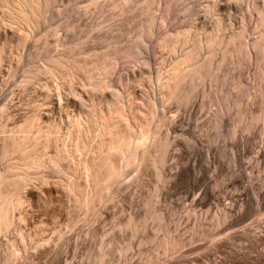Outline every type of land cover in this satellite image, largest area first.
Returning <instances> with one entry per match:
<instances>
[{
    "label": "rangeland",
    "instance_id": "1",
    "mask_svg": "<svg viewBox=\"0 0 264 264\" xmlns=\"http://www.w3.org/2000/svg\"><path fill=\"white\" fill-rule=\"evenodd\" d=\"M94 1L100 0H55L50 6L47 5L48 13L46 8L38 26L26 28L30 33L26 42L22 40V36L20 37V30L25 27L19 22H11L6 12L2 13L5 9L0 6L3 9L2 11L0 9V50L2 49L0 51L2 54L0 58V203L4 195L13 193L15 190L12 182L7 180L4 174L10 160L18 159V155L9 158L4 156L3 141L28 117L34 115L38 117V120L40 119V125L37 123L40 128L37 127V129L44 131L43 133H46L50 125H58L59 132L55 134L59 135L56 137L59 139L58 144L65 143L67 146L65 144L63 146L72 151L73 147L70 143L62 140L66 136L65 133L72 119L81 114L80 110L89 109L93 96L95 100L99 101L98 98H100L105 103L108 95L111 97L112 93L115 96L118 93L119 98L116 97L124 105L122 111L125 117L128 116V119H131L130 112L135 114L128 100L125 102L126 94L119 93L124 87L123 89L119 87L117 91L108 86L107 79L111 75L103 78L106 83H101L102 87H99L97 78L90 80L93 86H89L86 85L87 81L84 82L85 79L78 76L69 75L65 77L66 79L64 77L52 79L45 74L37 75V69L45 65L44 62L47 60L45 53L54 55L65 51L66 46L62 45L64 41L71 43V39L77 38L76 44L71 43V46L78 45L77 48L82 50L85 43H91L87 47L89 50L91 47L102 50L104 44L108 42L113 43L110 49L119 48L115 39L103 41L99 45L95 35L100 38L99 41L104 37L118 36L119 41L126 47L133 44L140 21L144 22L148 18L146 13L141 12V5L137 7L133 5V11H131V5H126L127 11L122 12L112 6L110 0H107L105 9L99 11L92 5ZM173 1L177 3L179 0ZM205 1H187L189 13L178 4H173L169 27L176 30L184 26L188 28L195 23L200 24L198 17L202 16L204 19L206 17L202 15H205V9L201 7L206 4ZM217 1L226 2V0ZM156 4L159 7V1ZM234 4H231L234 8H228L229 11L224 8H219L217 11H227L225 15L221 13V17H229L225 21L239 25L241 17L239 12L235 11ZM249 7L253 9L251 5ZM154 14L157 16L155 30L158 32L166 29L165 25L161 24L159 13ZM253 14L256 17L254 9ZM207 19L209 20L208 17ZM221 28H225L224 25ZM222 29L220 33L224 34L225 32L222 31L225 29ZM145 37V43L154 41L147 53H150L156 61L152 63L148 71L153 79V87L159 93L160 84L156 82L159 70L172 64L188 45H179L175 52L162 50L159 47L157 33ZM223 67L229 69L227 64ZM141 68L143 67L135 69V75L127 71L125 81H127V75L132 81L129 83L134 85L139 80L147 79L141 75ZM149 73L145 71V75ZM257 73L255 77L254 71L250 73L246 77L247 81L243 79V73H241L242 76L239 75L241 81L239 77L229 79L227 75H221L223 81H219L217 87H210L209 83L203 87L201 81L198 86L196 81L195 84L198 87L194 88V98L188 104L179 106L171 102L165 105V115L174 117L175 121L171 131L168 127L162 128V135L164 136L165 132L174 139L176 135L174 130L183 129L186 134L178 138L182 145L176 146L173 151L170 147L166 160L169 161L165 169L167 189L161 193L156 203L165 217L159 223L161 230L157 231L155 241H153L155 237L153 229L157 225L152 218L153 211L149 219L147 215L149 209L144 207L153 193V186L157 183L155 179L157 172L151 169L152 165L127 167L129 172L123 179L124 184L115 191L112 201L100 207L96 205L99 207L96 215L93 213L97 209L92 211L84 206L81 207L75 193L70 192L58 174L50 169L48 171L47 168L43 169L41 176L38 175L39 178L36 175L28 184L15 190L18 202L11 211L12 224L0 233V264H9L10 254L14 255L12 264H93L96 256L99 257V252L107 253V257L113 259V263H117L115 260L121 258V264H123V256L120 255L119 250L124 245L132 249L125 254L129 258L128 263L125 261L127 264H264V195L260 199L255 195L263 191L264 165L261 171L253 165L257 148L260 142L264 141L257 133L251 134L253 127L250 130L245 129V119L241 120L237 101H235V111L225 109V105H233L231 95L237 91L236 82L242 85L247 82L253 83V89L258 88L260 84L264 85L262 81L259 83ZM115 83H123V81L115 79ZM145 83L147 85L146 81ZM245 89H249V85H245ZM245 101L241 107H245ZM213 111L215 115L222 112L223 115H220L219 119L223 127L227 129L228 135H223L215 127ZM260 111L262 113L263 106L260 99H257V107L251 109V114L250 111L248 113L253 117L255 114L260 115ZM262 120L264 119L255 123L264 131ZM233 121H237V125H233ZM234 129L236 132L231 136V131ZM46 150L49 155H54L56 149L51 145ZM80 158L81 154L75 153L73 162L79 164ZM158 166L161 167V165ZM137 167H141L143 171L139 176L136 171H133ZM159 167L157 168L160 170L159 173L165 175ZM76 175L72 177V180L76 179L78 182L81 180L80 175ZM188 203L198 215L197 220L186 216L184 207ZM223 206L231 207V215L225 220L221 219L219 223L213 219L212 215ZM129 215H135V219H139L137 227H141L145 235L131 239V231H119L118 226L125 227ZM165 230L171 231L172 239L180 242V248L170 250L168 253L164 251L161 244ZM141 237L145 239L143 246L139 245ZM145 243L149 244L145 245ZM105 261L109 263V259Z\"/></svg>",
    "mask_w": 264,
    "mask_h": 264
},
{
    "label": "bare ground",
    "instance_id": "2",
    "mask_svg": "<svg viewBox=\"0 0 264 264\" xmlns=\"http://www.w3.org/2000/svg\"><path fill=\"white\" fill-rule=\"evenodd\" d=\"M54 1L55 0H2L0 6L5 10L1 9V7L0 9L1 11L3 10L2 13H4V11L6 12L11 22H19V24L25 27V29L23 28L20 30V37L22 36V40L26 42L30 37V33H28L29 30H26V28L28 27L30 29L38 26L41 18L46 12V8L48 13L49 6ZM110 1L113 4L112 6L122 12H125V10L127 11V8H125L126 5H131V11H133V5H135V7L141 5V12L147 14V20L144 22L140 21L137 27L138 32L136 38L135 35L133 37V39L135 38L133 44L126 47L119 41L118 36L104 37L99 41L100 38L95 35L99 45H101L103 41L115 39V41H117V47L119 48L114 50L110 49L113 43L111 44L108 42L104 44L102 50H97V48L94 47H91L89 50L87 47H89L91 43H85L82 50L77 48L78 45L71 46V43L74 44L77 38L71 39V43L64 41L62 45L66 46V50L54 55L45 53V59H47L46 62H44L45 65L43 64L39 67L36 72L37 75L45 74L52 79L58 77L65 78L67 76L69 77V75L73 77L78 76L79 78L82 77L83 80L85 79L84 82L87 81L86 85L89 86H93L90 80L97 78V80H99L97 81L99 82V84L97 83L99 87H102L101 83H106L103 78L111 75V77L107 79V81H109L108 86L111 87V89H117V91H119V87H121V89L124 87L123 91H119V93H121V95H123V93L126 94L127 99L125 102L128 100V104L131 105L132 111H135V114L134 112H130V114L132 113V116L130 115L132 117L131 119H128V116L125 117L124 111H122L124 105L118 100V93L115 91L118 98L112 93L113 95L111 94V97L108 95V98L105 99V103L100 98H98L99 101L95 100L96 98L93 96L89 109L80 110L81 114L72 119L68 131L65 133L66 136L63 135L65 138L62 141H68L73 147L72 151L63 146L65 143L62 145L58 144L59 139L56 137L59 135H55L59 132L58 125H50V128L47 129L48 133L46 131V134L43 133L44 131L42 132L40 129H37V127L40 128V126H37V123L40 125V119L38 120V117L34 115L33 117L30 116L21 126H16L17 128H14L12 133L4 138V156L9 158L10 156L18 155V159L15 161L9 159L10 163L7 165V170L5 168L6 172L4 177L12 182L15 190H18L25 184H28L34 176L37 175L39 178L42 171H44L43 169L46 170L48 168V171L50 169L52 172L58 174L60 180L62 179L66 183L70 192L72 191L75 193L77 202H79L78 204H80L81 207L84 206L92 211L97 209V211L93 213V215H96L99 207L106 204L108 201H112L115 191L124 184L123 179L129 172V169H126L127 167L131 165H152L153 167H151V169L157 172L155 173L157 183L153 186V193H151V197H149L144 207L149 209V213H147L149 219H151V211H153L152 218L155 219V225H157V227L153 229V233H155L153 241H155V239H157V231L161 230L159 223H161V219L165 217L163 212L156 206V203L161 193L167 189V171H165V169H167L169 161L166 160L169 156L170 147L171 151H173L176 146L182 145L178 138L185 133L184 129L180 131L174 130V134H176L174 139L173 137H169L165 132L164 134L166 136L162 135V128L168 127L171 131V126L175 121L174 117L165 115L164 107L171 102H175L179 106L188 104L194 98V88L199 86V81H201L203 87H206L207 83H209L210 87H217L219 81H223L221 75H227L229 79H238L239 75L243 73V79L247 81L246 77L253 71L255 77V73H257L258 69L257 77H259V83L262 81L264 84V0H226L225 3H221V1L217 0H206L204 2L206 4L201 5V7L205 9V15L202 14L206 16L205 19L202 16L198 17L200 24L195 23L188 28H184V26L176 30L169 27L172 5L178 4L189 13V5H187V1L189 0H179L177 3L173 0ZM157 1H159V7H157V4L155 5ZM105 3H107V0H100L92 2V5L97 7L99 11H103V9H105ZM233 3H235V11L239 12V17H241V20L239 19L241 21L239 25H235L231 21H225V19H229V17H221V13L225 15V13L229 11L228 8L233 7L231 5ZM245 3L248 5H245ZM250 5L254 9L256 17H254L253 9L249 7ZM219 8L227 9V11H217ZM158 9L159 11H157ZM231 11H233V9H231ZM154 13H157V15L159 13L161 24L165 25L166 29L158 32L155 30V19L157 16ZM217 13H219V15H216ZM223 25L225 28L222 29L221 27H223ZM221 29H225V31H222L223 33L225 32L224 34L220 33ZM102 30L103 29H101V31ZM97 32L99 33L100 31ZM155 33L158 34L159 47L162 50L166 49L175 52L179 45H188L172 64L159 70L156 77V82L160 84L159 93L155 91L153 79L148 71L152 63L156 61L155 58L150 56V53H147V51H150L154 41L145 43L146 41L144 39L145 36ZM148 38L149 37H147V39ZM143 45H145V47ZM47 53H49V51ZM1 56L2 54L0 58ZM117 57H119V59ZM242 63L243 67H241ZM224 64L229 65V69L223 67ZM137 65L143 67L140 70L141 75L147 77V79L144 78L143 81L139 80L141 83L137 81L134 85L129 83V75H127V81H125V73L131 71V73L135 75V69H139ZM131 67H133V69H131ZM247 67H249V71H247ZM143 69L145 70L143 71ZM251 69H253V71H251ZM145 71H147L149 75H145ZM220 71L221 73H219ZM245 71H247V73H245ZM115 79H121L125 85H123V83H115ZM137 79H139V77H137ZM196 81L198 86L195 84ZM239 81H241V77H239ZM245 85H249V89H245ZM245 85H242L240 82L235 83L237 91H235L234 95H231V97H233V101H231L233 105H225V109L235 111V101H237V109H239L241 120L245 119V129L250 130V128L253 127L251 134L257 133L259 138L264 141V131L255 123V121L259 122L261 119H264V85L261 86L260 84L258 88L254 85V89L253 83L249 84L247 82ZM231 97H229V99H231ZM251 97H253V99H251ZM245 99H247V101H245ZM257 99H260L263 111L262 113L260 111V115L255 114L256 116L254 115L251 117L248 112L250 111L251 114V109L257 107ZM243 101H245V107H241ZM126 107H128V105H126ZM131 108L129 107L130 110ZM219 111H221V109H219ZM213 115H215V111H213ZM220 115H223L222 112H219V115H215V127H217L223 135H228L227 129L221 124V119H219ZM233 125H237V121H233ZM235 132V129L232 130L231 136H233ZM50 134L54 135L50 136ZM51 145L56 149L54 155H49L46 150ZM65 145L67 146V144ZM259 145V147L257 146L258 150L255 155V163H253V165L257 166L258 170L264 165V142H260ZM75 153L81 154L79 164L78 162L76 164L73 162ZM158 165H161V167ZM157 166L161 168V171L165 172V175L159 173L160 170H157ZM147 169H149V167H147ZM147 169H145V171H147ZM133 171H136L138 176L143 173L141 167H137V169H133ZM76 174L80 175L81 180L78 182L75 178V180H72L73 176H77ZM6 179L4 178V180ZM262 181L264 184V175H262ZM249 184L253 189L251 181H249ZM159 185H161V187H159ZM15 190L13 193L4 195L2 203H0V233L9 228L12 224L13 216L11 215V211L18 202ZM255 195L258 199L264 195V185L262 193L258 192ZM153 199H155V201H153ZM97 204L99 207H96ZM230 208H225V206H223L218 209L212 215L213 219L221 223V219L225 220L230 217ZM184 211L186 216L194 217L196 220L198 219V215L192 210L189 203L185 205ZM127 221L128 222L124 225L125 227H123V225L118 226L120 232L131 231V239L137 238L139 235H145L143 229L137 227V221H139V219H135V215H129V220ZM131 223H133V225H131ZM151 223H153V221H151ZM163 239L161 245L164 247L166 253L170 250L174 251L180 246L179 241L172 239L170 230H165ZM143 241H145V239L141 237V239H139L140 246H143ZM147 244L149 243H145V245ZM130 250H132L131 247H127V245L120 248L119 253L123 256V264L128 263L127 259L129 258L125 256V254ZM166 253L165 255H167ZM8 258L9 264H12L14 255L10 254ZM105 259H109V263H107ZM115 261H117V263H113V259L108 258L107 253L99 252V257L96 256L93 264H121V258ZM125 261H127V263H125Z\"/></svg>",
    "mask_w": 264,
    "mask_h": 264
}]
</instances>
